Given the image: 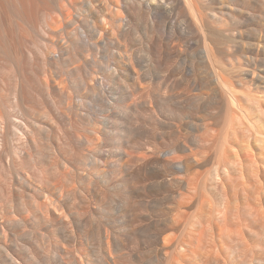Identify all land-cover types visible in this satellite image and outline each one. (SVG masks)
<instances>
[{
  "label": "bare ground",
  "instance_id": "obj_1",
  "mask_svg": "<svg viewBox=\"0 0 264 264\" xmlns=\"http://www.w3.org/2000/svg\"><path fill=\"white\" fill-rule=\"evenodd\" d=\"M262 94L264 0H0V264H264Z\"/></svg>",
  "mask_w": 264,
  "mask_h": 264
},
{
  "label": "rangeland",
  "instance_id": "obj_2",
  "mask_svg": "<svg viewBox=\"0 0 264 264\" xmlns=\"http://www.w3.org/2000/svg\"><path fill=\"white\" fill-rule=\"evenodd\" d=\"M177 23H180L181 25L183 24V23H185L184 22V19L182 18V16H179V18H177ZM178 47H180V46H178ZM181 48L182 49H184L182 46H181ZM258 96H264V94H262V95H258ZM263 99H264V97H263ZM261 100V106H262V104H263V109H264V100ZM256 111H253V114H256L255 113ZM258 114H260V112H257V114L256 115H253V116H255V120H257L256 122H257V124H260L259 126H261V129L262 130H264V123L262 122V120H263V118L262 117H264L262 114V116L261 115H258ZM261 116V117H260ZM260 117V119H258ZM262 118V119H261ZM262 122V123H261ZM240 139V138H239ZM241 140V143L242 144H244L245 145V143H247L246 141H247V139L244 137V136H242V138L240 139ZM239 140V141H240ZM247 145V144H246ZM261 154L260 155H262V159L264 158V145L262 146V149H261V152H260ZM212 166V165H211ZM256 172V171H255ZM26 174V176L29 174L28 172H25ZM255 174V175H254ZM237 175V176H236ZM257 173H254V171L252 172V171H244L242 174H231L230 176V179L232 180H230V182H231V184H230V186L232 185V186H234V187H231V190H230V193H231V191H233L232 192V200H234V202L233 203H231V205H232V207H234V208H239L238 210L240 211V209H242L241 211H244V207L245 206H247V205H250L251 204V206H253V204H257V206L258 207H260V209H262L263 210V212H264V175L262 176V175H257ZM32 178L31 176H27V178L28 179H30V178ZM258 177H260V178H258ZM255 178H258V179H256L255 180ZM258 180V181H257ZM236 181V182H235ZM253 181V182H252ZM254 181H256V182H254ZM30 182L31 183H33V184H37L35 181H33L32 179H30ZM232 182H234L233 184H232ZM253 183V185H251L252 183ZM258 182V183H257ZM242 183H244V184H242ZM238 184V185H240V186H242V187H240V186H236V185ZM242 184V185H241ZM248 184V185H247ZM254 184H255V186L256 185H258V187L256 186V188L254 187ZM244 185H246L247 187H248V189H250V190H247L246 188V186H244ZM251 186V188H250V186ZM37 186V185H36ZM39 186V185H38ZM236 187H238V188H241L242 190H240V189H238V188H236ZM254 188V189H253ZM238 189V190H237ZM252 189V190H251ZM258 189H260V190H258ZM246 190V191H245ZM259 192H258V191ZM235 191V192H234ZM242 191H244V194H243V192ZM249 191H251V192H249ZM253 191V192H252ZM239 192V193H238ZM258 192V193H257ZM246 193V194H245ZM256 194V195H254V194ZM238 196H237V195ZM240 194V195H239ZM245 197H244V196ZM248 196V197H247ZM257 197L256 199L254 198V197ZM237 197V198H236ZM244 197V198H243ZM250 197H251V199H253V200H250ZM212 198V200H213V202H215V200H216V197L214 196H212L211 197ZM235 198V199H234ZM242 198V199H241ZM246 198H249V200L247 201L248 203H246L245 201H246ZM258 199H260V200H258ZM243 200H245V201H243ZM244 203H242V202ZM253 201H258V202H261V203H254ZM252 202V203H251ZM240 203H242L243 205H240ZM261 205V206H260ZM242 206V207H241ZM244 206V207H243ZM251 206H248V207H251ZM255 206V205H254ZM53 208V207H52ZM247 208V207H246ZM262 210H261V212H262ZM195 210H191V213L192 212H194ZM190 212V211H189ZM58 214H61V213H58ZM190 214V213H189ZM262 214H264V213H262ZM264 221V220H263ZM263 224V225H262ZM257 226V227H256ZM257 228V229H256ZM252 230H254L255 231V233L257 234V236H258V232H260V234H259V236L258 237H264V222H262V221H260V224H258V222L255 224V225H253L252 226ZM257 231V232H256ZM263 231V232H262ZM262 234V235H261ZM180 237H183L182 239H184V236H180ZM180 240H181V238H180ZM257 242H262L261 241V239H259L258 238V241ZM231 245V244H233V243H230V242H228V245ZM249 244H251L250 243V241H249ZM227 245V244H226ZM224 246V248L223 249H225V253H224V255H222L223 254V252L224 251H220V252H216L217 254H213V256H212V258H214V259H216V258H218L219 257V254H220V256L222 257V256H224L223 258H227L231 253H232V247L234 246V247H236V244L234 243L233 244V246L231 245V247L230 246H228V249H227V246ZM233 247V248H234ZM231 249V250H230ZM226 250H227V254H226ZM229 250V251H228ZM255 251V250H254ZM256 251H257V248H256ZM255 251V252H256ZM205 251H203V253H202V256H203V254H204V256H208L207 255V253H204ZM229 252H231L230 254H229ZM254 252V253H255ZM257 252H259V250L257 251ZM256 252V253H257ZM211 255V254H210ZM217 255V257L215 258L214 256H216ZM249 256H245L247 259L250 257V254H248ZM79 257V256H78ZM211 257V256H210ZM244 257V259L245 260H247L246 258ZM212 258H210V259H212ZM79 259L81 260L82 258L81 257H79ZM225 259H222V260H225ZM213 260V259H212ZM211 261V260H210ZM212 262V261H211Z\"/></svg>",
  "mask_w": 264,
  "mask_h": 264
}]
</instances>
